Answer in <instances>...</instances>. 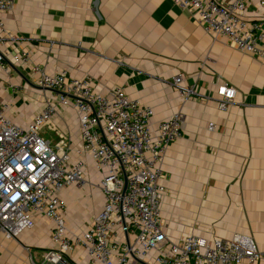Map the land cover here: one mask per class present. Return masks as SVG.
<instances>
[{
	"label": "crops",
	"instance_id": "obj_1",
	"mask_svg": "<svg viewBox=\"0 0 264 264\" xmlns=\"http://www.w3.org/2000/svg\"><path fill=\"white\" fill-rule=\"evenodd\" d=\"M247 15L260 16L256 0ZM0 18L5 26L0 101L10 102L13 122L27 125L51 99L52 93L38 85L37 66L49 73L66 70L71 78L90 77L104 94L124 87L131 99L153 107L154 133L182 111L183 134L169 144L161 163L166 236L178 242L190 234L208 240L242 234L264 254L262 59L207 32L191 10L172 0H16ZM17 55L22 59L15 60ZM177 75L192 88L190 95L173 86ZM224 83L236 89V98L220 110L217 88ZM47 126L40 133L52 146L68 150L71 163H85L84 183L60 194L70 234L81 235L103 207L102 173L80 153L75 109L59 106ZM32 217L34 226L17 237L0 234V264L46 262L55 248L53 225L41 214ZM63 256L71 264H89L81 248ZM242 264H264V259Z\"/></svg>",
	"mask_w": 264,
	"mask_h": 264
},
{
	"label": "built area",
	"instance_id": "obj_2",
	"mask_svg": "<svg viewBox=\"0 0 264 264\" xmlns=\"http://www.w3.org/2000/svg\"><path fill=\"white\" fill-rule=\"evenodd\" d=\"M172 1L191 10L207 32L264 61V0H256L260 16L255 19L247 15L255 0ZM15 4L0 0V15ZM4 30L0 18V32ZM4 58L0 50L2 67ZM35 70L38 85L52 96L27 125L13 122L7 114L10 102L0 101V234L15 238L34 226V213L43 215L52 222L55 245L43 264H71L63 254L73 247L86 251L89 264H242L264 259L254 240L242 234L211 240L190 234L178 242L166 236L160 216L166 195L161 163L169 144L183 134L182 111L162 121L154 133L153 107L131 99L124 87L104 94L90 77L71 78L66 70L49 73L40 66ZM173 86L187 96L193 92L180 75ZM217 94V107L226 110L236 89L224 83ZM59 106L78 113L80 153L102 173L103 207L81 235L70 234L60 194L71 184L84 183L85 163H71L68 150L52 146L40 133ZM215 128L214 122L208 124L209 130Z\"/></svg>",
	"mask_w": 264,
	"mask_h": 264
},
{
	"label": "rangeland",
	"instance_id": "obj_3",
	"mask_svg": "<svg viewBox=\"0 0 264 264\" xmlns=\"http://www.w3.org/2000/svg\"><path fill=\"white\" fill-rule=\"evenodd\" d=\"M46 127H48L47 125L43 127V130H47Z\"/></svg>",
	"mask_w": 264,
	"mask_h": 264
}]
</instances>
